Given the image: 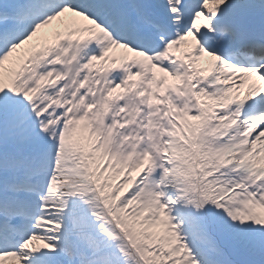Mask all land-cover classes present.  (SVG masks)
Instances as JSON below:
<instances>
[{"label":"snow or ice","instance_id":"1","mask_svg":"<svg viewBox=\"0 0 264 264\" xmlns=\"http://www.w3.org/2000/svg\"><path fill=\"white\" fill-rule=\"evenodd\" d=\"M0 264H264V0H0Z\"/></svg>","mask_w":264,"mask_h":264}]
</instances>
